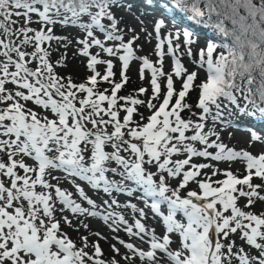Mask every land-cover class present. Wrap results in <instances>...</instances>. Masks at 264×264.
Instances as JSON below:
<instances>
[{
  "label": "snow or ice",
  "instance_id": "6c2138e0",
  "mask_svg": "<svg viewBox=\"0 0 264 264\" xmlns=\"http://www.w3.org/2000/svg\"><path fill=\"white\" fill-rule=\"evenodd\" d=\"M152 5L164 9L153 20L159 68L137 55L134 44L139 36L130 26L122 28V19L115 14L123 8L147 32L139 10L133 13L132 0H0V264H120L115 258L100 259L98 240L105 237L99 232L94 233L96 242L89 243L84 236L78 247L61 230V222L75 227L65 211L77 220L100 217L111 231L123 230L150 244V250H143L115 237L127 250L122 258L129 264L137 258L144 264H264V213L238 206L241 198L248 208L264 202V153L234 150L223 143L218 130L230 126L234 115L264 122V0H142L145 9ZM169 9L211 28L221 41L210 40L194 52L197 39L189 28L168 30L163 36L167 29L163 17ZM225 20L231 22V30ZM56 25L74 26L84 34L77 43L93 73L86 82L78 84L71 76L60 75L50 62L52 41L63 40L67 47V37L53 34ZM93 47L99 52L92 54ZM218 48L223 51L217 52ZM100 53L122 62L121 82L111 79L113 61L98 58ZM166 54L174 57L172 74L163 71ZM182 56L197 58L191 62L205 70L206 81L195 84L197 72H188ZM133 60L142 61L141 79L144 69L151 71L153 93L147 103L117 95L128 82ZM101 64H106V74L97 71ZM173 75L183 78L178 93ZM165 76L167 91L157 107L151 100H160L158 80ZM101 80L112 84L110 94L108 89H97ZM194 88L200 90L196 106L201 111L190 112L198 117L196 121L181 117L191 109L185 99ZM147 91L141 87L138 94ZM121 100L125 104L117 107ZM137 105L155 109L146 123ZM134 113L139 120H134ZM197 142L201 148L195 146ZM250 143L264 145V134L252 130ZM180 155L186 158L173 159ZM194 157L239 160L246 174L238 178L225 171L223 180L213 182L207 174L198 179L203 169L213 168V176L220 170L208 163H192ZM253 179L261 183L254 184ZM77 180L102 189L109 197L103 200L106 208L121 207L117 194L134 197L144 206L124 205L138 217L131 223L115 211L101 216L98 210L82 206L86 202L91 209L100 207ZM170 180L178 183L173 186ZM65 181L74 186L75 198L72 191L62 190ZM190 182L201 191L188 190L182 196ZM149 212L161 218L166 230L162 237L143 222ZM80 226L88 227L82 221ZM237 232L241 245L229 239ZM173 234L180 238L178 247H172ZM111 247L120 255L119 248Z\"/></svg>",
  "mask_w": 264,
  "mask_h": 264
},
{
  "label": "rangeland",
  "instance_id": "374dc122",
  "mask_svg": "<svg viewBox=\"0 0 264 264\" xmlns=\"http://www.w3.org/2000/svg\"><path fill=\"white\" fill-rule=\"evenodd\" d=\"M124 14V20L122 21L121 25L123 28L127 25L130 26L131 28L135 29L136 34L139 36V39L135 42L134 44V49L136 50V53L140 57H147L149 61L153 64L154 67L159 68L160 63H159V57L156 53V46L159 43V40L153 31V20L156 17H160L159 13L157 11H147V15H143V13L146 10H141L139 13L141 14L140 19L144 21V26L147 29V32L142 30L141 24L133 18V14H129L126 12L124 9L121 10ZM133 13H136V10L133 11ZM166 20V19H165ZM167 24V29H165L162 32L163 36H167L168 30L175 31L176 29H181L179 26L174 25L172 22L166 20ZM67 30L75 37V41H77L78 38H83L84 34L74 26H68ZM147 33H151L152 35L149 37ZM131 35V32H129L128 35L125 36V40L127 41L129 39V36ZM107 46H112L110 42H106ZM207 44V41L198 38L197 42L193 44V51L195 52L196 50L200 48H204ZM75 50H73L72 58L65 60L64 67H61L60 64H54L55 71L59 73L60 75H69L73 79L74 82L76 83H84L86 82L87 77L91 76L93 73L87 68V63H88V58L84 57L79 54V51L81 49V45H75ZM31 51V49H29ZM92 54H96L99 52V49L96 47H93L90 49ZM165 51H167V45H165ZM183 51V49H181ZM122 54V53H121ZM100 59L104 60H112L114 64V77L111 78L114 82H121V71H122V62H120L118 59L114 57H108L106 53H100L99 57ZM181 62L186 66L188 69V72L191 73L193 71L197 72L198 78L195 81L196 85L201 84L202 82L206 81L207 76L206 72L203 69L198 68L196 65H194L191 61L193 59H197L196 57H188V56H182L180 57ZM163 71L166 74H172L174 71V57L171 55H165L163 58ZM97 71L101 72V74H106V64H101L97 65ZM143 67L142 61L141 60H133L130 62L129 68L127 70V76H128V82L125 84L124 88H122L123 95L122 96H128L131 95L133 98L141 99L144 100L146 103L151 99L153 89L151 86V71L148 69H144L143 71V79H141V69ZM182 82L183 78H178L175 75H173V83H174V88L176 92L178 93L180 90H182ZM102 84L101 88L97 87L99 91H104L105 89H108V94L111 92L112 84L103 82L102 80L99 82ZM158 83L161 85V93H160V100H151L152 103L156 104L157 107L159 106L160 103H162V99L166 94V76L161 77L158 80ZM141 87L146 88L148 91L144 94H138L135 92V89L138 90ZM133 88V91L130 90ZM200 94V90L198 88H194V90L189 92L190 98L192 99L193 103L191 105V109H185L181 113V117L184 119H189L191 118L193 121H196L198 119L197 116H191L190 112H196L199 113L201 110L196 106L198 97ZM83 95V94H82ZM187 96V97H188ZM119 97V95H118ZM125 102L123 100L119 101V104L117 107L120 105H124ZM106 106V105H105ZM126 106H131L130 104ZM138 109V113H143L145 117V123L147 122V117L150 116L155 109H148L146 105H137L136 106ZM171 107V106H170ZM142 108L143 112H139V110ZM138 113H134V120H139L140 116ZM125 115V112L121 109L120 111V116L123 117ZM211 124V121H209V125ZM90 127V126H89ZM218 130L221 133V139L223 143H225L228 147L233 148L234 150H247L251 154L254 155H259L261 153H264V145H261L259 143H250V132L253 129H240L237 127H228V129L221 130L218 128ZM111 131V128L109 129ZM257 131V130H256ZM258 133L264 134L261 131H257ZM187 135L193 134L192 132L186 133ZM196 147L201 148L202 146L198 144V142L195 144ZM210 151H217L215 149H212ZM186 156L180 155V156H175L173 159H184ZM31 162V161H29ZM192 163L200 164V163H208L213 165L214 168H218L220 170V173L213 176V168H206L203 169L201 172V177L198 179H204L205 174L207 176H211L212 181H218V180H223L226 179L227 177L223 175V172L225 171H231L233 172L234 175H237L238 178H243V176L246 174L245 172V165L241 163L239 160L234 161V162H216L212 160H206L204 158H199V157H194L192 160ZM153 171H155L153 169ZM57 175H63L61 173H56ZM77 182L80 184L81 187L85 188L86 193L96 202L97 205L100 207L98 209H91V206H88L86 202L83 203L82 206L89 207L90 210H98L101 213V216L106 215L108 212L115 211L116 213L122 214L125 216L126 219L129 220L131 223L135 218H138L135 214L131 212L130 209H127L124 207L126 204L130 203H138L139 206L143 207L144 205L135 199L134 197L129 198L126 197L124 194H118L116 197L121 204V207H115L113 208H106V206L103 205V200L109 199L107 194L102 192L101 190H96L92 189L91 185H87L86 182H82L77 180ZM55 183V181H53ZM170 183L175 186L178 181L177 180H170ZM254 184L261 183L259 179H253ZM62 190H67V191H72L74 194V198L76 197V193L74 191V186L71 184L70 181H65L61 185ZM214 186H217L214 184ZM38 191L39 186H38ZM188 190H196L200 192L201 190L198 189V186L194 182H190L189 186L187 189L182 190V196L186 194ZM264 194V192H262ZM77 202H81L79 199ZM149 203H151V200L149 199ZM246 205V199L241 198L238 201V206L242 208V210L248 212H253L254 214H261L264 213V202L257 201L255 205H253L251 208L245 207ZM218 207H221L218 205ZM162 211L166 213V206H162ZM65 216H68L69 219L72 220V223L75 227H68L66 224L61 222V230L68 235L70 239L73 240V242L78 246L81 245V238L84 236L88 237L89 243L96 242L98 240V237L94 235V233L99 232L101 236L105 237L104 239H99L98 242L100 244V247L103 252V256L100 257V259H104L105 261L111 260L113 258L117 259L120 261V264H129L128 261H125L122 257L123 255L127 252V250L118 243L117 239L115 237H119L120 239H123L126 243L131 242L134 244V246L138 248H142L143 250H150V244L148 243H142L138 238H134L129 236L125 231L121 230L120 232L116 233L111 231L109 228L108 224H106L100 217H80L79 220L75 219L69 212L65 211L63 213ZM59 215V213H57ZM178 218H182V214L178 216ZM81 221L84 224H87V228L80 226ZM146 227L155 229V232L158 236H163L166 234V230L162 225V220L159 217H155L154 214L149 212L148 218L144 220ZM186 223V219L183 221ZM111 223V221H109ZM76 227H78V231L76 230ZM240 233L237 232L233 236H230V240H235L237 245H241L243 241L240 239ZM172 238L174 240V244L172 247H178L180 245V238L178 234H173ZM146 239H148L146 237ZM227 243V241H224ZM112 245H115L116 248L120 249V255H115L113 250H112ZM88 251L90 254L92 253V249L88 248L85 249ZM131 255V253H128ZM131 264H144V262L140 261L138 258L131 261Z\"/></svg>",
  "mask_w": 264,
  "mask_h": 264
},
{
  "label": "trees",
  "instance_id": "16d2710c",
  "mask_svg": "<svg viewBox=\"0 0 264 264\" xmlns=\"http://www.w3.org/2000/svg\"><path fill=\"white\" fill-rule=\"evenodd\" d=\"M132 2L135 5V7L133 8V11L134 10H136V11L137 10H139V11H141V10L157 11L160 16H161V12L164 11V9H162L159 6H155V5L149 6L147 9H145L144 7H142V0H132ZM122 9L123 8L116 9L115 14L118 18L122 19V21H123L125 17H124L123 12L121 11ZM241 14H243V12ZM173 17H175V18L173 19ZM163 18L172 22L174 25L179 26V28H181L182 26L185 28H189L195 34L196 39L202 38V39L206 40L207 42L210 40H214L217 43H219L222 39L221 37L216 36L211 28L206 27L202 24H197L195 22L188 21L182 14L174 13L170 9L165 12ZM216 19H217L216 17H213V20H216ZM102 22L107 23V21H102ZM224 23H225V26L229 30H231L233 28L230 21L225 20ZM32 27L38 29L40 27V25L33 24ZM67 27H62L61 25H56L53 28V34L54 35L61 36V37H67V47L64 46V44L66 42L63 40H61L59 42L54 40L51 42V48L49 49V51L51 52V56L49 57V59H50V62H52L53 64H57V61L64 63L65 60L72 58V54H73L72 51L75 50V47H76L75 45H79L77 43V41H75V37L67 30ZM121 27L123 28L122 25H121ZM227 42H229V43L231 42V37L228 38ZM44 47L48 48V44L46 43L44 45ZM220 51H223V49L218 48L217 52H220ZM62 54H64V56H62ZM101 86H102V84L98 83L97 87L101 88ZM122 90L123 89H121L117 95L122 96L124 93V92H122ZM130 90L133 91V88H131ZM138 90L135 89V92L138 93ZM175 99H176V97L174 96L173 101H175ZM185 103L192 105L193 101L190 98V96L186 97ZM139 112H143L142 108L139 110ZM229 119H231L233 121V123L228 127L233 126V127H237L240 129H253V130L261 131L262 133H264V122H262L259 119L245 118L243 116H236V115L230 117ZM228 127H220V129L221 130H224V129L227 130Z\"/></svg>",
  "mask_w": 264,
  "mask_h": 264
}]
</instances>
